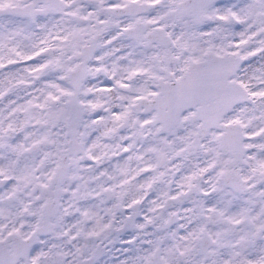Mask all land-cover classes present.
<instances>
[{"label":"snow or ice","instance_id":"6c2138e0","mask_svg":"<svg viewBox=\"0 0 264 264\" xmlns=\"http://www.w3.org/2000/svg\"><path fill=\"white\" fill-rule=\"evenodd\" d=\"M0 264H264V0H0Z\"/></svg>","mask_w":264,"mask_h":264}]
</instances>
